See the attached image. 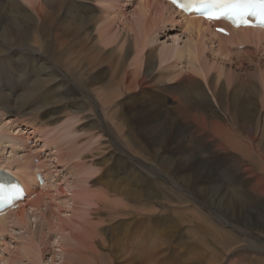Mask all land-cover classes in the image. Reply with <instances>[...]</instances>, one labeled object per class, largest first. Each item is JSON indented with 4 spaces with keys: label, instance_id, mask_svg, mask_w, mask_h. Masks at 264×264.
<instances>
[{
    "label": "bare ground",
    "instance_id": "1",
    "mask_svg": "<svg viewBox=\"0 0 264 264\" xmlns=\"http://www.w3.org/2000/svg\"><path fill=\"white\" fill-rule=\"evenodd\" d=\"M127 1L129 0H0V130L3 129L5 132L12 130L14 132L10 135V141L13 143L10 147L12 148L11 151L15 149L14 147L21 148V150L18 149L20 151H25V144L22 145L23 143L20 142L22 139L25 140L26 137H29L30 132L36 130L34 127L32 131H28V136H25L26 133L23 131L24 135L21 132L22 129L19 128V125L24 124L23 122L28 120L29 117H35L36 114H41L42 117L56 114L55 111L61 106L58 105L59 98L63 96L68 99L63 105L67 106L65 113L67 116L69 114L68 117L75 116H71L72 113L90 111L88 108L94 109L97 121H99L94 126V130H104L101 117L97 114L99 107L91 93H97L102 98L101 102L104 106L113 102L114 98L110 96L114 93L113 90L109 92V90L106 91L105 88H100L101 85H98L108 75V81L105 84L103 83V86L113 87L116 90L117 97L119 96L130 108L129 111L132 116L135 117L136 115V121H139L141 129L145 133L150 132L148 121L151 119L170 121V123L171 121H186L191 129L196 127L194 133L199 132V127L202 125L207 138L202 136L201 142L204 146H208L212 152L210 155L208 153L201 155L200 151L191 150L192 153L189 152V155H186L188 162L180 160L182 162L174 163L170 161V157H166L160 162L169 177L177 174L182 176L187 185H183L185 188L183 186L181 189L178 188L181 193L194 195L192 199L190 198L192 204L187 205L181 202L174 205L170 202H161L162 204L159 203V206L146 205L143 207H141V204V210L139 211L128 205L127 201L137 203L142 199L146 200L158 195V189H155L154 185L148 181V177L143 174L144 172H141L143 169L149 170L150 168V170H153V167H148L146 161L137 155L138 150L131 151L126 149L128 147H121L106 133L108 143L112 146L109 153H106L110 154L109 158L113 162L114 169L109 168L104 172L110 176H112L110 173H115L114 179H116L108 183V180H105L104 185L106 188H103L104 191L107 189L106 193H109V191L113 193L111 197L115 198L114 203L117 202V196L119 195L122 205L119 204L120 207L118 208L115 204H107L109 203L107 200H111L110 198L105 200L106 197H102L104 195L101 194L102 191L100 193L101 197L98 194L93 197L89 193L83 192V189H80L82 192L72 190L74 185L71 184V190H69L71 199L74 201V198L77 197V201L79 199L80 202L83 201L88 206L87 214L93 219L94 217L96 219L102 217L95 223L91 221V218L86 219L85 213L83 214L84 217L82 215L76 216V218H80V222L68 217L70 220L67 219L71 221V225L72 223L78 225V228L73 225L75 230L73 233L68 232L71 225L66 223L67 220L65 223L69 226H64L66 224L60 217L64 224L59 225L61 222L59 220L58 226L55 224L58 227L56 228L61 231V234H63L62 231L69 230L68 233L66 232L67 234L65 233L66 235L59 234L60 236L50 243L51 247L57 249L53 252L54 255L58 256L59 262L57 264H169L171 260L169 258L174 253V248L169 240L177 233V226H180L181 219L179 215L190 213L192 217L200 219L201 217L199 216V218L195 214L199 213L207 221V218L214 213L212 210L216 207L219 208L218 213H220L219 217L215 216V218L221 221L218 223L219 225L222 224V227H220L222 230L213 229L209 226L205 227L207 225L201 223L202 219L198 220L197 229L210 236L212 242H219L221 248L227 247L226 254L223 257L220 256L221 259L217 264H264V234H260V231H258L264 226V30L248 27L231 28L223 22H215L214 25H226L228 27V35H222L215 32L209 22L201 18L186 16L165 0H135V2L138 1L137 5L135 4L137 10L132 11L131 16L133 17V25L136 28L131 26L132 24L126 23L119 24V29L116 25V30H110L112 28L111 23H115L116 20L111 19L110 15L116 13V10L119 11L116 15L124 14L125 11L121 10L122 5L117 7L116 4ZM96 3L103 5V9L102 7L101 9L97 8ZM242 13L243 10L239 15ZM179 20H181L187 32L190 33L191 44L185 48L178 46L180 49L176 46H163L162 44L161 49L158 51L152 47L154 35L159 30H164L166 24L173 25L172 23ZM118 23L120 22L118 21ZM177 23L176 25H179ZM95 25H98L96 35L91 33ZM44 26L49 28L50 41L56 51L62 49V53L66 52L67 54L64 61L60 60L64 64V68L51 63L47 59L48 57H43L44 42L41 32ZM154 28L158 30H156V33L153 31ZM129 33L133 34L130 35ZM29 39H32V42L38 46H31L27 41ZM185 41L188 42V40ZM205 49H208L212 53L211 55L222 59L211 61L205 54ZM184 52L187 54V61L178 68V62H180L181 54H184ZM104 53L105 56H103ZM131 55H133V58L129 61ZM232 57L237 58V60L232 61L233 63L229 60ZM157 58L160 63H166L162 67L165 70L163 72H166V74L162 72L155 73ZM172 59L180 60L174 63L171 62ZM194 73L201 76V79L197 78L198 76L196 77ZM222 73H227L224 76L225 79L220 77ZM170 79L171 81H169ZM165 93H169V96H166ZM50 119L49 117L45 118V121L37 122L48 126L61 122L58 125L60 126L63 122L57 121L55 123L54 120ZM75 120L74 123L77 122V119ZM115 120L112 119V122ZM114 124L118 129L119 124L116 122ZM44 127L43 129L46 128ZM50 128L52 129V127ZM173 128L170 129V135L175 134L173 137L171 136L174 141L180 137V133ZM36 132L33 133L36 134ZM39 132L41 133V131ZM46 132L48 134V131ZM119 132L122 139H124V134L121 131ZM44 133L45 130L43 136H45ZM51 133L49 132V135ZM170 135L168 138H170ZM56 137L52 138L54 142ZM1 138L0 145L6 147L8 142L2 144ZM162 139L163 135L151 139L152 145L156 148L154 151H160L163 148ZM205 139L209 140L206 141ZM59 140L60 138L58 142ZM164 140L166 139L164 138ZM48 141L46 140L51 145L52 142ZM70 144L72 143L70 142ZM67 146L69 145L66 144L65 147ZM55 148H53V151ZM64 148L62 150L65 152ZM16 151L12 153H16ZM33 151L36 152L37 150L34 149ZM38 151H41V149ZM76 152V150L73 152V156ZM219 152L220 155H217ZM193 153L195 155L192 159L191 154ZM21 154L20 156L11 154L4 158L3 155L0 156V171L7 172L14 181H17L16 184L22 186L24 192H26V196L22 201L17 202L18 205L15 209L6 210L4 214L0 215L1 233L7 231L6 224L10 221L14 226L18 225L21 228H26V233L23 232L25 234L21 235L20 239L17 238L20 241L24 240V242L18 244V247L15 246L17 248L14 249V251L18 250L19 254L5 257V260H3V257L1 261H3V264H21L22 261H24L23 264H42L43 252L48 250L50 242L46 240L48 236L46 237L45 234L53 231L45 232L44 227L48 226V229L49 227L50 229L55 227L51 228L49 226L50 222L48 224L47 220L51 216L48 218L44 212L40 211V217L46 219L45 222L47 223L45 224L48 225L38 224L33 231H30L28 227H30L29 218L31 215H28L27 211L32 212L40 209V197L35 192L37 181L43 180L44 175L43 173L35 174L34 170L43 168L45 162L42 165H35L32 164L28 154ZM70 154L72 159V153ZM68 156H66L67 159ZM211 157H217V163L212 164ZM77 158L73 160L76 163L78 162V165H82L84 159L79 158L77 160ZM58 161L56 162L58 163ZM131 162L134 166L138 164V168L133 167V165L127 168V164H131ZM3 163L6 166L2 165ZM9 165H13V171ZM78 165L75 166L78 167ZM81 165L79 167L82 168ZM72 166L70 170H76L77 167L72 168ZM93 166H90L92 169L88 167V171L97 167ZM98 168L100 167L98 166ZM68 169L66 170L68 171ZM95 171L97 170L95 169ZM90 173L97 174L94 171ZM86 174H88V177L91 176L89 173ZM62 177L65 178V174ZM74 177L71 178L76 180V175ZM88 177L87 179H92ZM85 178H82L84 182ZM109 178L111 179V177ZM89 180L87 181L89 182ZM66 181L68 184V180ZM71 181L73 183L74 180H70V183ZM77 182L76 185L79 186ZM85 184L83 185L86 187ZM56 186L58 187V185ZM53 191L57 192L55 189ZM31 196H33V199L25 202V198ZM71 199L68 201L70 202ZM70 207L76 212L75 207L72 205ZM58 210L61 209L58 208ZM82 211H85V209H82ZM129 212H135L139 215V220L143 222V226H146L145 229L148 228L147 231L160 234V236L167 235L169 239L161 240L159 244L152 238L149 241L144 239L147 242L143 243L142 240L137 238L138 236H135L137 233L132 234L131 240L129 239L131 244L129 242L128 244L136 248L137 251L134 253L132 250L134 254L129 257L125 255V252L118 250V247L120 241L128 239L129 229L134 223L132 218H126L130 215ZM72 216L75 218L74 214L71 215V218ZM225 222H235L241 226L237 229L245 237V244H242V242L237 244L238 239L236 237L231 238L228 233L224 232L223 224ZM99 247L106 249V253L100 252ZM124 248L126 251L129 247ZM229 257L231 258L229 259ZM55 262V257L52 255L49 264H56Z\"/></svg>",
    "mask_w": 264,
    "mask_h": 264
},
{
    "label": "rangeland",
    "instance_id": "2",
    "mask_svg": "<svg viewBox=\"0 0 264 264\" xmlns=\"http://www.w3.org/2000/svg\"><path fill=\"white\" fill-rule=\"evenodd\" d=\"M138 1L135 2V0H129L125 3L121 2V4H116L117 7H121L120 5H122L121 7V10H125L124 11V14L123 13H120V15H116V13H118L119 11L116 10V13H113L112 15H110L112 18L111 19H116L115 20V23H111L112 25V28H110V30H116L115 28H117L118 26V29L120 28L119 26L121 24H126V23H130L132 24L131 26H133L134 28H136L134 24V22L132 21L133 20V17L131 16V12L134 11V10H137V5ZM125 4V5H124ZM136 4V5H135ZM115 5V6H116ZM124 6V7H123ZM96 7L101 9H103V5H100L98 3H96ZM175 17L177 18V16L175 15ZM120 18V19H119ZM126 18V19H124ZM118 21L120 23H118ZM179 22V23H177ZM175 21L174 23H172L173 25H170V24H166L165 26V29L164 30H157L156 28L153 29L154 33H156V30L158 31V33H156L154 35V42H152V47L156 48V50L158 51L159 49H161V46L163 44V46H176V47H180V48H185L187 45H190L191 44V37H190V33L187 32V30L185 29V27L183 26L181 20L179 21ZM179 24V25H176ZM120 24V25H119ZM117 25V26H116ZM175 25V26H174ZM96 26V27H95ZM92 30H91V33L96 35V28L98 25H95ZM170 26V27H169ZM167 29V30H166ZM130 35H132L133 33H129ZM152 35V34H151ZM150 35V36H151ZM157 35V36H156ZM41 36H42V40H43V48H42V51L44 52V55L43 57H48L47 59H49L51 61V63H54V64H58V66L62 67L64 64H62L60 62V60L64 61L66 59L65 56H67L66 52L62 53V49H60V53H58L59 51H56V49L54 48V45L52 44V42L50 41V31H49V28L47 26H44L43 27V30L41 32ZM149 36V37H150ZM46 37V38H44ZM153 37V36H152ZM185 40H188V42L186 43ZM29 41V44L31 46H38L37 44H35L34 42H32L33 40L32 39H29L27 40ZM47 42V43H46ZM156 42V43H155ZM176 43V44H175ZM52 44V45H51ZM171 44V45H170ZM45 45H47L48 47H46ZM159 48H158V46ZM178 47V49H180ZM54 48V50H53ZM54 53V54H52ZM47 54V55H46ZM62 54V55H61ZM205 54L207 55V57L212 61L213 59H219L221 60L222 58H217L216 56L214 55H211L212 53L208 50V49H205ZM210 54V56H209ZM53 55V56H52ZM106 54L104 53L103 56H105ZM144 56V55H142ZM186 56V57H185ZM184 57V58H183ZM131 58H133V55L130 56V59L129 61L131 60ZM59 59V61H58ZM181 59V60H180ZM180 62H178L179 60H176V59H172L171 62H178V65L177 67L180 68L181 66H183L185 64V61H187V54L184 52V54H181V57H180ZM184 60V61H183ZM226 60H228V58H226ZM229 60L232 62V61H235L237 60V58H229ZM49 61V62H50ZM182 61V62H181ZM233 63V62H232ZM166 63H160L158 61V58H157V61L155 63V73H160L162 72L163 74H166V72H163L165 71L164 69H162V67L165 65ZM189 66V65H187ZM64 68V66L62 67ZM162 69V71H161ZM193 73V72H192ZM227 73H222V75L220 76L222 79H225V75ZM194 75L201 79V76L197 75L194 73ZM108 77V75H107ZM104 78L103 81H101L98 85L100 86V88H105L106 91L109 90V92H114L112 93V95H110L113 99V102L110 103V104H107V105H102L103 103L101 102L102 98L100 96L97 95V93L95 92H92L91 95L92 97L94 98V101L95 103L98 105L99 107V110H98V113L99 116L101 117V124L103 125V129L104 130H101V131H98V129L94 130L95 129V125L97 123H99V121H97V115L95 113V110L94 109H90L88 108L90 111H84V112H81V113H72L70 114L71 116L72 115H75V116H72V117H68L67 114L65 113L67 110H66V107L67 106H63L67 101L68 99L66 98V96H63L60 99V101H58V105L60 107H63L62 109L59 107L55 112H57L56 114H49L45 117H42L41 114H36L35 117H29L28 120L24 121L22 125H19V128L22 129V133H24L25 136H28V133L30 132V130L32 131L33 128L35 127L36 130L33 131V132H36L33 133V132H30L29 133V137H26V139H22V141L20 142L22 145L25 146L24 150L25 151H20L21 148H16L14 147L15 149H13V151H11L12 148H10L12 146V141L11 138H10V135H12L14 132L12 130H9V131H4L3 129L0 130V136L3 137L1 138L2 140V144H6V142H8L7 146L4 147V145H0V152H4L3 154L0 153V156L3 155V158L6 156L8 157L9 155L11 154H15V155H18L20 156V154L24 153V154H28V157L29 159L31 160L32 164H41L45 162V164L43 165V168L41 169H36L34 170L35 174H40V173H43L44 177H43V180L41 181H37V184H36V192L35 194H37L39 197H40V209L38 211H27V214L28 215H31V217L29 218V226L28 228H30L29 230L30 231H33L35 226L38 225V224H41V225H48L49 222V226H51V228H54V229H49L47 227H44V230H46L45 232H48V231H57V232H48L47 234H45V236L48 238L46 240L50 241L49 242V245H48V250L47 251H44L43 252V261H42V264H49L50 262V259H51V256L53 255L55 257V263L57 264V262H59L58 260V256L54 255L53 252L54 250H57L55 247H51L52 245L50 244L52 240H56L60 235L64 236L66 235L68 232L69 233H73L75 232L74 230V227L75 228H78V225L76 226V224L72 223V225L70 224L71 221H68V217H70V219L72 220H78V222H80V218L77 219L76 216H87L85 217L86 219H90L91 218V221L93 223H95L97 220H99L101 217H97V219L94 217H91L87 214V210H88V206H86V204L81 201L80 202V199L77 201V197L74 198V201L71 199L72 197H70V187L72 186L71 184H73L74 186H72V190L74 191H82L83 192H86L87 194L89 193L90 195H92L93 197L98 194L100 196V193L102 191L101 194H104L102 197H106L105 200H107L108 198H110L111 201L107 200L109 203L107 204H115V206H117L118 208L120 207V205H122V203H120L121 199L120 197L117 196V202L114 203L116 200H114L115 198L114 197H111L113 195V193L111 191H109V193H106V190L104 191V188L105 187V183L106 181L105 180H108V182H111L114 179V174L115 173H110L112 174V176L110 175H107L105 174L104 171H106L107 169L109 168H112L114 169V165H113V162L110 160V154H107L109 153V150L112 149V146H110V144L108 143V135L109 137L113 138L114 141H116V143H119V145L122 147L124 146L123 148L125 147H128L126 148L127 150H131V151H137V155L140 156L142 159H144L148 165V167H153V170H144L143 171L141 170V172L143 174H145L147 177H148V181H150V183L152 185H154L155 189H158V195L156 196H153L151 198H147L146 200L145 199H142L141 201L135 203L133 201H127V204L130 205L131 207H133V209L135 210H141V207L143 206H152V205H155V206H159V203L160 205L162 204L161 202H170L171 204H180L181 202H183V204H187V205H190L192 204V197H194L193 194H187V193H181V191L179 190V188L181 189L183 185H187L185 184V182L183 181V178L180 174H177V175H174L173 177H169L167 174H166V170L164 167H162L160 165V162L162 159H165L166 157H170V161L171 162H179L180 160H182L183 162H188L187 161V156L186 155H189V152L192 153L191 150H194V151H200L201 155L205 154V153H208L209 155L212 154V152L210 151L211 149L208 148V146H204L201 142V138L202 136L204 138H207L206 135H205V131H203V127L202 125H200L199 127V132H195L194 131L196 130V127L195 129H191L189 127V125H187V122L186 121H155V119H151L150 121H148V128L150 129V135L149 133H145V131H143L140 127V124H139V121H136V115L135 117L132 116V114L130 113V108L124 103L123 100H121L119 98V96L117 97L114 88L111 87V88H107V87H104L103 85L108 81V78ZM80 79V78H79ZM171 81V79L169 80ZM104 83V84H103ZM160 93H162L161 91H159ZM166 96H169V93H165ZM122 101V102H121ZM116 102V103H115ZM119 102V103H118ZM121 102V103H120ZM104 106V107H103ZM101 107V108H100ZM108 107V108H107ZM111 107V108H109ZM106 108V109H105ZM104 109V110H103ZM111 109V110H110ZM128 109V110H127ZM66 110V111H65ZM62 111V112H61ZM112 111V112H111ZM60 112V113H59ZM110 112V113H108ZM101 113V114H100ZM62 114V116H60ZM78 116H77V115ZM51 115V116H50ZM54 115V116H53ZM80 115V116H79ZM60 116V117H59ZM93 116V117H92ZM112 116V118H110ZM51 118L50 120H54L55 123L58 121H63L62 124L59 125V122L58 124H51L50 126L48 125H42L40 123H38L37 121H45V118ZM68 117V118H67ZM84 117V118H83ZM53 118V119H52ZM109 118V119H108ZM10 119V118H9ZM68 119V120H67ZM72 119V120H71ZM75 119H77V122L74 123V121H76ZM84 119V120H83ZM112 119L115 120L112 122ZM67 120V121H66ZM156 120H158L156 118ZM79 121V122H78ZM103 121V122H102ZM29 122V123H28ZM85 122V123H84ZM95 122V123H94ZM118 123L119 124V128L117 129V127H115V124L114 123ZM121 122V123H120ZM146 122V121H144ZM169 122V123H168ZM17 123V122H16ZM18 124V123H17ZM20 124V123H19ZM73 124V125H72ZM157 124H158V128H157ZM162 124V125H161ZM16 125V124H15ZM15 125H14V128H15ZM53 125H57L55 128L53 127ZM64 125V126H63ZM152 125V126H150ZM166 125V126H165ZM171 125V126H170ZM36 126H39V127H36ZM46 128H45V127ZM73 126V127H72ZM93 126V128H92ZM122 126V127H121ZM175 128V131L177 130L179 134V138H177V140L175 139L174 141L172 140V137L175 135V134H171L170 135V129H172L173 127ZM180 126V127H178ZM186 126V127H185ZM22 127V128H21ZM43 129V127L45 129ZM49 127H52V129ZM68 129H67V128ZM71 129H70V128ZM171 127V128H170ZM18 128V129H19ZM39 128V129H38ZM123 128V130H121ZM173 128V129H174ZM186 128V129H185ZM29 129V130H28ZM47 129V130H46ZM75 129V130H74ZM102 129V128H101ZM154 129V130H153ZM45 130V136H43V132ZM72 130V131H71ZM93 130V131H92ZM190 130V131H189ZM15 131V130H14ZM24 131V132H23ZM29 131V132H28ZM41 131V133L39 132ZM48 131V134L47 132ZM53 131V133H51ZM70 131V133H69ZM105 131V132H104ZM109 131V132H108ZM121 131L125 137H123L124 139H122L121 137V133L119 132ZM184 131V132H182ZM49 132L51 133V135H49ZM66 132V133H64ZM96 134H95V133ZM120 135H119V133ZM101 133V134H100ZM108 134V135H105V134ZM141 133V134H140ZM189 133V134H188ZM42 134V135H40ZM47 134V135H46ZM70 134V135H69ZM147 134V135H146ZM153 134V135H152ZM182 134V135H181ZM57 135H59L60 137H58ZM69 135V136H68ZM119 135V136H118ZM156 137H162L163 135V139H162V142H163V148L160 149V151H154L156 150V148L152 145V142H151V139H154L155 136ZM168 135V136H167ZM170 135V138H168ZM199 135V136H198ZM31 136V137H30ZM50 138H48V137ZM57 136V137H56ZM172 136V137H171ZM192 136V137H191ZM41 137V138H40ZM45 137V138H44ZM56 137L54 140L55 142L52 140V138ZM68 137V138H67ZM106 137V139H105ZM183 137V138H182ZM8 138V139H7ZM43 138V139H42ZM60 138L59 142H58V139ZM119 138V139H118ZM125 138H126V141H125ZM164 138L166 140H164ZM7 139V140H5ZM67 139H70L69 141ZM101 139V140H100ZM144 139V140H143ZM171 139V140H170ZM190 139V140H189ZM49 142L48 140H50V142H52V144L50 145L49 143L46 142ZM66 140V141H65ZM185 142H184V141ZM206 141H208L209 139H205ZM122 141V142H121ZM125 141V142H124ZM130 143H129V142ZM171 141V142H170ZM191 141V142H190ZM25 142V143H24ZM70 142L72 144H70ZM76 142V143H75ZM124 142V143H123ZM148 142V143H147ZM161 142V141H160ZM198 142V143H197ZM10 143V145H9ZM45 143V144H43ZM47 143V145H46ZM55 143V144H54ZM57 143V144H56ZM78 143V144H77ZM103 143V144H101ZM151 143V144H150ZM174 143V144H173ZM190 143V144H189ZM49 144V145H48ZM66 144H68L69 146L65 147ZM108 144V145H107ZM126 144V145H125ZM130 144V145H129ZM183 144V145H182ZM196 144V145H195ZM198 144V145H197ZM18 145V144H17ZM46 145V146H45ZM53 145H57V146H54ZM72 145V146H71ZM79 145V146H77ZM107 145V146H106ZM132 145V147H131ZM165 145V146H164ZM176 145V146H175ZM192 145V146H191ZM3 146V147H1ZM19 146V145H18ZM23 146V147H24ZM65 150V152L62 150L63 148ZM175 148H174V147ZM202 146V147H201ZM27 147V148H26ZM50 147V148H49ZM56 147V148H55ZM60 147V148H59ZM72 147V148H70ZM110 147V148H109ZM134 147V148H133ZM136 147V149H135ZM151 149H150V148ZM3 148V149H2ZM53 148H55V150L53 151ZM69 150H68V149ZM102 148V149H101ZM105 148V149H104ZM154 148V149H153ZM186 148V149H184ZM189 148V149H188ZM20 149V150H18ZM40 150L41 151H36L34 152L33 150ZM72 149V150H70ZM17 150V151H16ZM77 151L74 156H73V152L74 151ZM184 150V151H183ZM11 151V152H10ZM16 153H12V152H15ZM19 151V152H18ZM59 151V152H58ZM72 151V152H71ZM105 151V152H104ZM28 152V153H27ZM53 152V153H52ZM104 152V153H103ZM107 152V153H106ZM20 153V154H19ZM35 153V154H34ZM59 153V154H58ZM70 153H72V159L70 158ZM97 153V154H96ZM105 153H106V157L105 156ZM21 154V155H22ZM38 154V155H36ZM51 156H50V155ZM78 154V155H77ZM104 154V156H103ZM144 154V155H142ZM148 154V155H147ZM174 154V156H173ZM177 154V155H176ZM35 155V156H34ZM54 155V156H53ZM58 155V156H57ZM69 155V156H68ZM77 155V156H76ZM98 155H101V156H98ZM142 155V156H141ZM153 155V156H152ZM180 155V157H179ZM184 155V156H183ZM194 153L191 154L192 156V159L194 157ZM217 155H220V152L217 154ZM49 156V157H48ZM54 158H53V157ZM57 156V157H56ZM66 156H68L69 158L67 159ZM178 156V158H177ZM75 159H74V158ZM78 157V158H77ZM86 157V158H85ZM95 157V159H94ZM97 157V158H96ZM101 157V159H100ZM147 157V158H146ZM157 157V158H156ZM174 157V158H173ZM49 158V159H48ZM79 160V158H83L85 160V163H84V160L82 162V165L79 164L78 165V162L76 163L74 160ZM108 158V159H107ZM151 158V159H150ZM16 159V158H15ZM46 159V160H45ZM74 159V160H73ZM104 159L106 160L104 162ZM186 159V160H185ZM45 160V161H44ZM59 160V161H58ZM64 162H63V161ZM90 160V161H89ZM98 160V161H97ZM108 160V161H107ZM156 160V161H155ZM217 157H211V161H212V164H215L217 163ZM58 161V163L56 162ZM62 161V162H61ZM180 161V162H182ZM50 162V163H49ZM103 162V163H102ZM111 162V163H110ZM157 162V163H156ZM68 163V164H67ZM70 163H71V166L72 168H76L77 166L75 165H78V167L81 165V169H79L78 167L76 168V170H72L75 173L76 175V180L75 179H72L75 175H74V172H72L70 170ZM75 163V164H74ZM87 163V164H86ZM88 163H90L93 167H96L95 169L97 171L94 170H90L92 169V167H90L91 165ZM110 163V165H109ZM149 163V164H148ZM152 163V164H150ZM69 166H67V165ZM101 164V165H100ZM4 166H6L4 163L2 164ZM14 165V164H13ZM12 165V166H13ZM85 165V166H83ZM133 165V162H131V164H127V168H130L132 167ZM138 164H136L135 166L133 165V167L135 168H138L137 166ZM155 165V166H154ZM10 166V165H9ZM8 166V167H9ZM12 166H10L9 168L13 171L14 168H12ZM46 166V167H45ZM57 166V167H56ZM98 166L100 168H98ZM137 166V167H136ZM56 167V169H55ZM88 167L90 168L88 171ZM213 167V166H212ZM215 167V166H214ZM69 168V169H68ZM86 170H85V169ZM68 169V171L66 170ZM85 171H84V170ZM156 169V170H155ZM59 171V173H57V171ZM82 170V171H81ZM155 170V171H154ZM87 171V172H86ZM97 172V174L95 175L94 173H90V172ZM56 172V173H55ZM65 172V173H64ZM83 174H81V173ZM149 172V173H148ZM160 172V173H159ZM68 173V174H67ZM80 173V174H79ZM86 173H89V176L90 178L92 179H87V175ZM59 174V175H58ZM65 174V178L62 177L64 176ZM71 174V176H69ZM86 174V175H84ZM94 174V175H93ZM100 176H99V175ZM124 174V173H123ZM155 174V175H154ZM74 175V176H73ZM93 175V176H92ZM98 175V176H97ZM47 176V177H46ZM83 176V177H82ZM164 176V177H163ZM72 177V178H71ZM78 177V178H77ZM86 177V178H85ZM88 177V178H89ZM99 177V178H97ZM111 177V179L109 178ZM37 178V177H36ZM64 178V180H63ZM71 178V179H70ZM75 178V177H74ZM82 178H85V182L84 180H82ZM82 182V184L79 183V181ZM81 179V180H80ZM168 179V180H166ZM63 180V181H62ZM68 180V184H67V181ZM70 180H74L73 183L71 181L70 183ZM89 180V182L87 181ZM118 180V179H117ZM116 180V181H117ZM78 181V182H77ZM93 181V182H92ZM101 183H100V182ZM55 182V183H54ZM76 182L79 184L76 185ZM96 182V184H95ZM105 182V183H104ZM86 183V184H85ZM50 184V185H49ZM54 184V185H53ZM65 184V185H64ZM85 184L86 187L83 185ZM88 184V186H87ZM91 184V185H90ZM103 184V185H102ZM45 187H44V186ZM58 185V187L60 189H62L61 191H59L60 189L56 186ZM101 185V186H100ZM48 186V187H47ZM99 186V187H98ZM177 186V187H176ZM52 187V188H51ZM59 189L57 190L56 189ZM62 187V188H61ZM67 187V188H66ZM78 187V188H77ZM82 187V188H81ZM85 187V188H84ZM88 187V188H87ZM104 187V188H103ZM179 187V188H178ZM66 188V189H65ZM178 188V189H177ZM183 188H185L183 186ZM53 189H55L57 192L53 191ZM78 189V190H77ZM81 189V190H80ZM88 189V190H87ZM90 189V190H89ZM93 189V190H92ZM45 190V191H44ZM69 191V192H68ZM81 191V192H82ZM92 191H93V194H92ZM100 191V192H99ZM107 191V192H108ZM41 192V193H40ZM51 192V193H50ZM59 192V193H58ZM45 193V194H44ZM180 193V194H179ZM44 194V195H42ZM57 194V195H56ZM109 194V195H108ZM182 194V195H181ZM36 195V196H37ZM50 198H48L49 196ZM69 195V196H68ZM181 196V197H180ZM38 197V198H39ZM45 197V198H43ZM101 197V196H100ZM35 198V197H34ZM48 198V199H47ZM71 201L69 202L68 200ZM112 198V199H111ZM190 200H189V199ZM33 199V196L29 197V198H25V202L29 201V200H32ZM103 199V198H101ZM187 201H186V200ZM64 202H63V201ZM114 200V201H113ZM43 201V202H42ZM59 201V202H58ZM159 201V202H158ZM24 202V203H25ZM67 202V203H66ZM69 202V204H68ZM123 202V201H122ZM188 202V203H187ZM64 203V204H63ZM79 203V204H78ZM84 203V204H83ZM118 203V204H117ZM74 204V205H73ZM142 204V206H141ZM49 205V206H48ZM73 206L75 207L76 209V212L74 210L71 209L70 206ZM51 206V207H50ZM85 206V207H84ZM141 206V207H140ZM61 209V210H58V208ZM94 207V206H93ZM139 207V208H138ZM191 207V206H190ZM46 208V210H45ZM78 209V211H77ZM82 209H85V211H82ZM104 210V209H102ZM40 211L41 212H44V214L46 216H51L50 219H48V224H45L47 222H45L44 218L42 219V217H40ZM80 211V212H79ZM212 211H214V213H212V216L207 218L208 220L206 221V219H204V217L202 215H200L199 213H195L200 219H196L194 217H192V215L190 213H187V214H180V219H181V223H180V226H177L178 227V230H177V233H175L173 235V237L171 238L170 243L172 244L173 248H174V254L170 256L169 259L170 260V263L171 264H217L219 261H220V256L223 257L224 254H226V248L227 247H222L220 246V243L219 242H212L211 241V238L210 236H207L206 234L200 232L201 230L197 229V225L199 224V221L201 220V223L204 224V225H207L205 227H211L213 229H217V230H222L220 227H222V224L219 225L218 222H221L220 220H218V218H215V216H218L219 217V208H214ZM70 212H71V215H75V218H73L74 216H72L71 218V215H70ZM69 213V215H67ZM130 213V212H129ZM51 214V215H50ZM35 215V216H34ZM134 215V216H133ZM136 215V216H135ZM184 215V216H183ZM64 216V217H63ZM83 216V217H84ZM60 217H62V221H65L67 220L66 223H68L69 225H64V226H69L70 230L67 229V231L65 230L62 231L63 234H61V231H59V229H57L58 227V224L59 223V220L61 219ZM129 217L128 219L132 218L134 223L132 225V227L129 229V237L128 239L125 241H120V245L118 247V250L120 249L122 252H125V255H127L128 257L133 255L134 253H136L137 249L136 248H133L131 245L129 246V244H131V237H132V234L135 235L136 233V237L140 240L143 241V243H146L147 241H149L151 238L153 240H155L157 242V244L160 243L161 240H165V239H169V237L167 235H162L160 236V234H156L152 231H147V229H145L146 226H143V222L139 220V215L135 214V212L133 213H130L129 216H126V218ZM66 218V219H65ZM68 218V219H67ZM123 218H125V216H123ZM64 219V220H63ZM69 219V220H70ZM44 220V221H43ZM52 220V221H51ZM58 220V221H57ZM199 220V221H198ZM206 222H204V221ZM61 221V220H60ZM61 221V222H62ZM210 221V222H209ZM215 221V222H214ZM59 225H62L64 224L63 222ZM139 222V223H138ZM204 222V223H203ZM136 223V224H135ZM207 223V224H206ZM209 223V225H208ZM55 224L57 226H55ZM216 224V225H215ZM233 224V225H232ZM7 225V231L5 232H0V264H3V261H1V258H3V260H5V257L8 258V256H12V255H18L19 252L18 250H15L20 244L21 242L23 243L24 240L20 241V237L21 235L25 234L26 233V228H21L19 227L18 225L14 226V224L12 223L11 224V221L6 224ZM74 225V227H73ZM236 225V226H234ZM102 226V224H101ZM57 227V228H56ZM189 227V228H188ZM191 227V228H190ZM225 227V228H224ZM234 227V228H233ZM241 228V226H239L237 223L235 222H230V223H224L223 224V230L224 232L228 233V235L231 237V238H237V244H245V237L240 234L241 232H239V230L237 228ZM47 228V229H45ZM68 228V227H67ZM219 228V229H218ZM73 229V231H71ZM137 229V230H136ZM191 229V230H190ZM197 229V230H196ZM102 230V229H101ZM144 230V231H143ZM71 231V232H70ZM258 231H260V234H264V226L261 227ZM25 232V233H23ZM67 232V233H66ZM131 232V233H130ZM53 233V234H52ZM66 233V234H65ZM142 233V234H141ZM52 234V236H50ZM60 234V235H59ZM131 234V235H130ZM141 234V235H140ZM182 234V235H181ZM193 234V235H192ZM20 235V236H19ZM232 235V236H231ZM33 236V234H32ZM143 236V237H142ZM146 236V237H145ZM148 236V238H147ZM16 237V238H15ZM35 237V236H34ZM50 237V239H49ZM143 239H142V238ZM197 237V238H196ZM203 237V238H202ZM19 238V239H17ZM184 238V239H183ZM196 238V239H195ZM17 239V240H16ZM130 239V240H129ZM146 239V240H144ZM210 239V240H209ZM129 240V241H128ZM62 241V240H61ZM159 241V242H158ZM177 241V242H175ZM198 241V242H197ZM211 241V242H210ZM119 242V241H118ZM129 242V244H128ZM203 242V243H202ZM8 243V244H6ZM21 243V244H22ZM53 244V243H52ZM125 244V245H124ZM190 244V246H189ZM205 246H204V245ZM58 245V244H57ZM176 245V246H175ZM199 245V246H198ZM201 245V246H200ZM17 246V247H15ZM196 248H195V247ZM124 247H129L127 248V250L125 251V248ZM189 247V248H188ZM200 247V248H199ZM3 248V249H2ZM204 248V249H203ZM123 249V250H122ZM162 249V248H161ZM98 250L102 253H106V249L104 248H98ZM132 250L134 251V253L132 252ZM195 250V251H194ZM204 250V251H203ZM208 251V253H206ZM220 251V252H219ZM223 251V252H222ZM183 252V253H182ZM187 253V254H185ZM182 254V255H181ZM206 256H205V255ZM215 254V255H214ZM218 254V255H217ZM178 258H177V256ZM194 255V257H192ZM202 255V256H201ZM228 255V254H227ZM201 257V258H200ZM206 259H204V258ZM209 259H208V258ZM213 257V258H212ZM217 257V258H216ZM184 258V259H183ZM188 258V259H187ZM231 257H229L230 259ZM179 259V261H178ZM186 259V260H185ZM197 259V260H196ZM183 263H182V261ZM189 260V261H188ZM208 262H207V261ZM179 262V263H176V262ZM199 261V262H198ZM189 262V263H187ZM206 262V263H205ZM24 261L21 262V264H23Z\"/></svg>",
    "mask_w": 264,
    "mask_h": 264
},
{
    "label": "snow or ice",
    "instance_id": "3",
    "mask_svg": "<svg viewBox=\"0 0 264 264\" xmlns=\"http://www.w3.org/2000/svg\"><path fill=\"white\" fill-rule=\"evenodd\" d=\"M175 3L176 0H173ZM208 0H199V4L202 7ZM186 6H193L191 3ZM212 6L217 10V15H209V19H219L221 16H229L231 13H236L238 9L244 7L242 4L234 3L233 0H212ZM199 10V8L197 9ZM233 19L235 16L232 17ZM247 23L246 21H243ZM223 31V29H221Z\"/></svg>",
    "mask_w": 264,
    "mask_h": 264
}]
</instances>
